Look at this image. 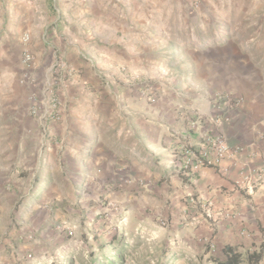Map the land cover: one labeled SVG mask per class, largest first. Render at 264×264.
I'll return each mask as SVG.
<instances>
[{
	"label": "crops",
	"instance_id": "1",
	"mask_svg": "<svg viewBox=\"0 0 264 264\" xmlns=\"http://www.w3.org/2000/svg\"><path fill=\"white\" fill-rule=\"evenodd\" d=\"M18 1L20 8L13 3L1 12L2 23L6 15L10 22L5 45L19 52L28 34L38 77L43 67L47 79L55 53L73 76L60 91L63 116L47 126L29 115L27 99L21 107L19 87L14 93L12 86L0 122V195L9 203L11 196L25 197L22 207L29 200L30 222L49 217L57 174L87 182L97 196L126 195L130 142L135 160L148 149L159 157L163 182L157 189L173 205L165 221L189 230L190 245L199 237L207 250L203 259L225 264V248L232 247L240 264H252V254L264 264V73L235 50L194 55L180 61L187 75L182 69L176 77H155L153 54L180 51L170 39L183 30L195 33L198 20L213 22L207 12L225 0ZM253 1L264 7V0ZM151 76L159 93L154 102L143 87ZM8 92L1 89L0 99ZM220 93L238 103L228 107L217 100ZM220 123L231 149L221 167L183 169L182 148L197 149L204 136L221 131Z\"/></svg>",
	"mask_w": 264,
	"mask_h": 264
},
{
	"label": "rangeland",
	"instance_id": "2",
	"mask_svg": "<svg viewBox=\"0 0 264 264\" xmlns=\"http://www.w3.org/2000/svg\"><path fill=\"white\" fill-rule=\"evenodd\" d=\"M254 2L245 0L243 6L238 0H225L226 4L218 3L214 7L217 9L215 13L208 15L207 12L206 18L212 17L213 22L198 20L195 33L183 30V35L173 36L170 40L179 46L180 51L169 53L166 49L165 52L153 54L159 64L158 76L155 77H176L182 69L187 75L190 69L180 66L183 63L180 61H189L194 55L212 52L215 56L219 52L235 50L264 73V23L261 21L264 7H255ZM13 3L17 7L20 1L0 0V91H9L0 99L1 123L6 121V105L13 97L10 91L12 86L14 93L19 87L21 107H24L25 99L30 107L28 92L20 80L26 68L22 64L24 50L28 49L34 55L31 44H24L19 52L12 53L4 39L10 22L6 15L7 20L5 24L2 23L1 12L15 6ZM221 15L225 17V22L221 23ZM46 28L47 25L45 32ZM40 71L38 75L41 78L36 75L37 80L45 83L47 70L42 67ZM151 77L143 87L158 99L159 93L153 91L154 77ZM133 147L128 142L126 195L108 191L97 196L87 182L65 181L61 174H57L58 179L52 182L53 188L48 196L52 200L49 217L46 221L35 218L34 222H30L25 221L30 201H26L27 206L22 207L25 197L11 196L14 199L9 203L1 192L0 200L2 197L6 199L0 204V264H211L209 257L203 259L207 250L199 237L190 245L189 230L176 229L172 223L167 225L165 221L172 219L173 205L157 189L163 182L159 177L162 170L159 157L151 155L152 151L148 149L140 154L141 160H135ZM136 152L141 150L137 149ZM0 168H4L2 163ZM18 168L22 169L23 166ZM17 175L20 178L24 176L20 171Z\"/></svg>",
	"mask_w": 264,
	"mask_h": 264
},
{
	"label": "built area",
	"instance_id": "3",
	"mask_svg": "<svg viewBox=\"0 0 264 264\" xmlns=\"http://www.w3.org/2000/svg\"><path fill=\"white\" fill-rule=\"evenodd\" d=\"M24 44H28L30 37L25 34L22 38ZM23 69L20 83L28 92L30 104L29 115L44 126L48 121H57L63 116L65 110L60 99V91L65 87L67 79L73 76V70L63 60L60 54L55 53V59L49 68V76L45 83L37 80L35 74V57L32 52L25 49L23 52ZM150 102L156 101V96L148 94ZM218 101H223L228 107H233L238 103L228 93L217 95ZM221 129V123L219 124ZM231 149L227 143L224 131L209 134L203 137L197 149L185 146L181 150L183 169H198L199 167L220 168L223 161L230 155ZM72 235V232H69ZM214 246V245H212Z\"/></svg>",
	"mask_w": 264,
	"mask_h": 264
},
{
	"label": "trees",
	"instance_id": "4",
	"mask_svg": "<svg viewBox=\"0 0 264 264\" xmlns=\"http://www.w3.org/2000/svg\"><path fill=\"white\" fill-rule=\"evenodd\" d=\"M225 252L227 254V261L225 264H240L239 255L237 253H234L232 247H226ZM260 254H252L250 255V261H252V264H258L259 262V256Z\"/></svg>",
	"mask_w": 264,
	"mask_h": 264
}]
</instances>
